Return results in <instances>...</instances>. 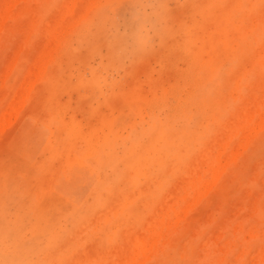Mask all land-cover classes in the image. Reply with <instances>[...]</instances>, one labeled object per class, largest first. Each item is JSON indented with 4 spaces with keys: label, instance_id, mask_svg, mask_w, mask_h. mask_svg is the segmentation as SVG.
Returning <instances> with one entry per match:
<instances>
[{
    "label": "rangeland",
    "instance_id": "1",
    "mask_svg": "<svg viewBox=\"0 0 264 264\" xmlns=\"http://www.w3.org/2000/svg\"><path fill=\"white\" fill-rule=\"evenodd\" d=\"M0 264H264V3L0 0Z\"/></svg>",
    "mask_w": 264,
    "mask_h": 264
},
{
    "label": "bare ground",
    "instance_id": "2",
    "mask_svg": "<svg viewBox=\"0 0 264 264\" xmlns=\"http://www.w3.org/2000/svg\"><path fill=\"white\" fill-rule=\"evenodd\" d=\"M41 70H42V69H41ZM44 70H45V69H44ZM44 70H43V72H44ZM37 72H38V71H37ZM39 72H40V71H39ZM39 72H38V73H39ZM33 74H34V73H33ZM39 75H40V74H39ZM39 75H38V76H39ZM18 100L21 101L19 98H18ZM18 100H16L17 102L15 101V102H16V104H15L16 106H17V104L19 105V103H20V104L22 103V101L19 102ZM18 102H19V103H18ZM222 166H223V165H222ZM216 169H217V168H216ZM220 169H221V168H220ZM214 170H215V169H214ZM217 170H219V169H217ZM140 242H141V241H140ZM143 243H144V242H142V244H143ZM145 243H146V242H145ZM144 245H146V244H144ZM146 247H147V245H146ZM144 250H145V249H144Z\"/></svg>",
    "mask_w": 264,
    "mask_h": 264
},
{
    "label": "snow or ice",
    "instance_id": "3",
    "mask_svg": "<svg viewBox=\"0 0 264 264\" xmlns=\"http://www.w3.org/2000/svg\"><path fill=\"white\" fill-rule=\"evenodd\" d=\"M261 3H264V0H261Z\"/></svg>",
    "mask_w": 264,
    "mask_h": 264
}]
</instances>
